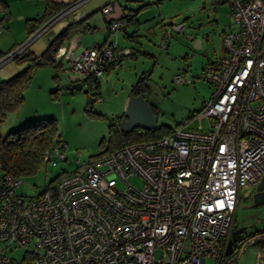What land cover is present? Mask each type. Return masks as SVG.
<instances>
[{"label": "built area", "instance_id": "1", "mask_svg": "<svg viewBox=\"0 0 264 264\" xmlns=\"http://www.w3.org/2000/svg\"><path fill=\"white\" fill-rule=\"evenodd\" d=\"M84 1L30 32L0 57V66ZM228 7L236 27L223 33L222 52L202 68L199 77L210 84L211 96L188 121L100 158L82 162L77 151L76 169L62 171L33 196L17 192L21 177L0 173V264L221 263L240 187L264 177V0H228ZM100 9L107 14L112 6ZM164 26L162 49L184 23ZM108 27L110 33L127 30L123 18ZM129 52L110 42L78 53L61 46L54 58L62 60L69 81L93 83ZM176 81H186L185 74ZM66 147L53 142L42 165L66 162ZM132 177L141 178V186ZM260 237L264 232L244 238L237 253ZM17 248L20 259L10 253Z\"/></svg>", "mask_w": 264, "mask_h": 264}, {"label": "rangeland", "instance_id": "2", "mask_svg": "<svg viewBox=\"0 0 264 264\" xmlns=\"http://www.w3.org/2000/svg\"><path fill=\"white\" fill-rule=\"evenodd\" d=\"M155 1L119 0V4L132 9L150 3L136 13L141 27L138 42L121 39L132 51L138 47L145 54L141 53L137 58H123L113 70L103 72L98 87L94 82H83L81 89L65 88L69 83L65 70H58L52 65L39 66L33 71L21 105L7 113L0 124V133L5 134L36 119L53 118L57 139L67 144L65 155L68 160H59L55 166L41 165L34 175L21 177L17 187L19 194L36 195L46 182L62 171L75 170L78 165L75 160L77 151L82 153V162L96 157L103 145L108 144L109 123L123 115L125 99L127 102L130 89L138 80L144 81L145 99L157 115L156 127L175 128L188 121L210 98L212 88L199 76L207 61L222 52L223 33L236 27L228 15V3L213 0ZM169 21H182L184 29L173 33L167 48L162 49L159 46L162 35L159 25ZM153 22L158 23L153 28H146ZM87 36L89 40L100 43L103 38L98 33L93 37H90L91 34ZM196 38H200V48L194 47ZM181 73L185 74L186 81L177 82L176 75ZM130 182L138 187L142 184L139 177H132ZM255 187L250 184L240 187L234 211L233 226H244L246 234L264 228V203L254 204L252 200ZM251 245H247L242 252H236L233 261L224 257L221 264H254L256 252ZM10 253L20 259L23 250L17 248ZM206 264L215 262L208 259Z\"/></svg>", "mask_w": 264, "mask_h": 264}, {"label": "trees", "instance_id": "3", "mask_svg": "<svg viewBox=\"0 0 264 264\" xmlns=\"http://www.w3.org/2000/svg\"><path fill=\"white\" fill-rule=\"evenodd\" d=\"M73 1L75 0H68L66 3H60L56 5L53 4L51 0H46V12L43 16H39L32 20L29 33L34 31L37 27L44 23V21H46L55 12L61 10L68 4H71ZM159 1L160 0H156L155 2L158 3ZM213 1L219 3H228V0ZM149 4L150 3H146L141 5L137 9H131V13L125 15L128 19V22L133 23V21H136V13L138 9L146 7ZM81 31L82 27L80 26V22L70 23L51 40L48 46L40 54L36 55L32 51H30L29 48H26L13 59L16 64H27L9 78L0 79V124L6 118L8 112L16 110L21 105L24 99L23 92L30 82L33 71L37 67L52 65L58 70L62 68V60L55 59L54 53L70 38L72 33ZM138 53L139 52L137 50L136 52H129L126 55L134 56ZM3 54L5 53L0 52V57ZM83 82H87L88 84L92 83L89 81V79H84ZM142 82L143 80H138L131 87V93H138V91H140L138 87ZM94 83L95 87H98L99 78H97ZM122 116L123 115L117 116L115 120L109 123L108 144H104L102 150L97 153L96 157L94 158L103 157L110 151L125 144L162 137L169 134L173 130V128L169 127L161 128L155 126L151 130L133 128L128 132H124L120 128V120ZM56 135L57 127L55 124V120L50 117L30 121L15 129H10L5 134L0 133L1 172L9 173L16 177H26L37 173L40 166L42 165V155L45 149L53 142L59 140L57 139ZM233 228H236V226H233ZM258 231L259 230H254L253 232H249L242 236L239 235L236 243H234L235 247L233 252L230 255L224 257L228 258L229 256L236 253L240 242L247 236H252Z\"/></svg>", "mask_w": 264, "mask_h": 264}, {"label": "crops", "instance_id": "4", "mask_svg": "<svg viewBox=\"0 0 264 264\" xmlns=\"http://www.w3.org/2000/svg\"><path fill=\"white\" fill-rule=\"evenodd\" d=\"M51 1L53 4L57 5L60 3H66L68 0ZM118 2L119 0L84 1L83 3L72 9L67 15L58 20L44 34L31 42L28 47L29 50L36 55L40 54L48 46L51 40L68 24L73 22H80L82 31L72 33L70 38L62 45L65 49L70 50L74 53H78L84 48H88L93 45L114 42L116 47L120 50L128 48L130 49V52H136L138 50V54H145V52L141 51V49L138 47H134L132 51L131 47L129 46V48L128 46H125V41L121 40L122 38H124L127 41L133 40L135 42H138L137 36L141 35V27L139 25L140 22L138 21L137 17L136 21H133V23H129L127 17L125 16L126 14L131 13L130 10L132 8L127 5H121ZM0 3H2L3 5V9L2 11H0V52L7 53L27 38V36L29 35V29L32 20L44 15V13L46 12L47 3L46 0H0ZM105 4H110L112 6V10L107 14L103 13L100 9ZM57 12H55L53 15H55ZM52 16H50L48 19H50ZM117 18H123L126 21L127 30L122 29L110 33L108 27L109 21ZM155 23L153 22L146 28H153V25ZM164 27L165 26L163 23L159 25L162 35L164 32ZM95 33L103 36L101 43L88 39L87 35L91 34L90 37H93L92 35ZM162 35L160 37H162ZM138 54L134 56H127L126 54L122 55L119 60L111 63L104 72L113 70L118 64H120L123 58H137ZM26 64L27 63L16 64L13 60L2 64L0 66V79L9 78L10 76L21 70L24 66H26ZM65 78L67 81H69L68 75H65ZM130 93L131 89L129 94ZM125 103L126 99L124 104ZM258 232H264V229H260ZM251 246L255 249L256 252V260L254 264H264V256H262V254H264V237L258 238L256 242Z\"/></svg>", "mask_w": 264, "mask_h": 264}, {"label": "water", "instance_id": "5", "mask_svg": "<svg viewBox=\"0 0 264 264\" xmlns=\"http://www.w3.org/2000/svg\"><path fill=\"white\" fill-rule=\"evenodd\" d=\"M200 38L194 40V47L200 48ZM83 82L69 81L65 88L81 89ZM157 115L152 110L151 105L144 98L142 91L138 93H131L127 99L123 116L120 120V128L124 132H128L133 128H141L144 130H151L156 126ZM254 204L264 203V177L256 184V191L252 194ZM245 230V227L233 228L228 239L225 256L230 255L234 250V243H236L238 236Z\"/></svg>", "mask_w": 264, "mask_h": 264}, {"label": "flooded vegetation", "instance_id": "6", "mask_svg": "<svg viewBox=\"0 0 264 264\" xmlns=\"http://www.w3.org/2000/svg\"><path fill=\"white\" fill-rule=\"evenodd\" d=\"M142 83H143V85H142ZM142 83H140L138 89L141 90L142 93H144V90H145L144 81H143ZM255 191H256V187L254 188L253 192H255ZM232 229H233V228H232ZM244 234H246V233H245V230L240 234V236H242V235H244Z\"/></svg>", "mask_w": 264, "mask_h": 264}]
</instances>
